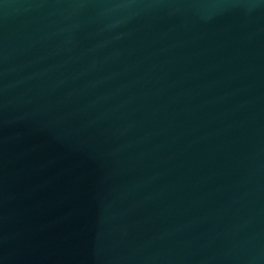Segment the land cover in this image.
<instances>
[{"label":"water","instance_id":"1","mask_svg":"<svg viewBox=\"0 0 264 264\" xmlns=\"http://www.w3.org/2000/svg\"><path fill=\"white\" fill-rule=\"evenodd\" d=\"M0 264H264V0H0Z\"/></svg>","mask_w":264,"mask_h":264}]
</instances>
